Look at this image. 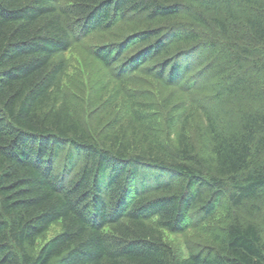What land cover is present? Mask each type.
Masks as SVG:
<instances>
[{
  "label": "trees",
  "instance_id": "1",
  "mask_svg": "<svg viewBox=\"0 0 264 264\" xmlns=\"http://www.w3.org/2000/svg\"><path fill=\"white\" fill-rule=\"evenodd\" d=\"M0 264H264V0H0Z\"/></svg>",
  "mask_w": 264,
  "mask_h": 264
},
{
  "label": "rangeland",
  "instance_id": "2",
  "mask_svg": "<svg viewBox=\"0 0 264 264\" xmlns=\"http://www.w3.org/2000/svg\"><path fill=\"white\" fill-rule=\"evenodd\" d=\"M76 54H78V53H76ZM76 54H73V55H71V58H70V66L72 67V69H74L75 68V70L76 71H78V69L81 67V62H80V60H78V55H76ZM83 55V54H82ZM77 61V65L76 66H74L73 65V63L74 62H76ZM87 66L88 68H91V66H90V63H83L82 64V66ZM95 72V68L93 69V73ZM70 73V75H75V73H72V72H69ZM97 73H101L100 72V70L98 69L97 71H96V75H97ZM93 75L94 74H92V77H90L91 78V80H93ZM95 76V75H94ZM70 78V77H69ZM100 81V80H99ZM99 81H98V78H96V81H94V83H96V84H98L99 83ZM69 85H70V82H69V80L66 82V87H69ZM147 91V90H146ZM147 92H149V93H151V94H153L154 93V95H156V93L154 92V91H152V90H149V91H147ZM157 97V96H156ZM59 231V229H57L56 227L54 228V229H52V230H50L49 232H48V234H47V236H46V239H48V240H50L51 238H53L55 235H56V233ZM203 237H205V236H203L202 234H200V233H188V234H186L185 235V237L184 236H182V237H179V236H168L167 238H166V240H168V242L170 243V244H172V246L174 247V249L175 250H177V251H180V252H184V242L186 241V240H190V241H192L193 243H196V242H199V241H205L207 238H203Z\"/></svg>",
  "mask_w": 264,
  "mask_h": 264
}]
</instances>
